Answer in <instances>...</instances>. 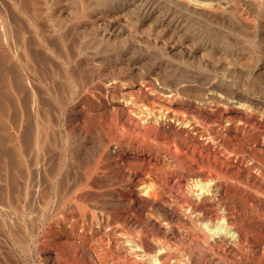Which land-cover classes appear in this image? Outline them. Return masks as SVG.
Instances as JSON below:
<instances>
[{
    "label": "rangeland",
    "instance_id": "rangeland-1",
    "mask_svg": "<svg viewBox=\"0 0 264 264\" xmlns=\"http://www.w3.org/2000/svg\"><path fill=\"white\" fill-rule=\"evenodd\" d=\"M60 1L0 0V264H47L44 248L59 264H264L257 27L210 26L208 57L170 51L172 36L134 20L93 15L96 0ZM133 40L144 50L120 48ZM229 46L239 64L226 65ZM218 222L235 238L201 225ZM125 236L142 253L121 248Z\"/></svg>",
    "mask_w": 264,
    "mask_h": 264
},
{
    "label": "bare ground",
    "instance_id": "bare-ground-1",
    "mask_svg": "<svg viewBox=\"0 0 264 264\" xmlns=\"http://www.w3.org/2000/svg\"><path fill=\"white\" fill-rule=\"evenodd\" d=\"M20 1V0H19ZM67 2V0H65ZM60 3H62L60 0H59ZM69 2V0H68ZM67 2V3H68ZM70 2L72 3V1L70 0ZM80 2V0H79ZM97 2V0L95 1ZM95 2H90L88 3L89 4V8L91 9V12H93V15L94 13L96 15H99L100 17H102L101 15H107V14H110L111 16H113L115 19H120V18H123V19H129L130 21L134 20L133 21V26H135V28L137 29V25H145L147 27V29L149 31H152L150 29H153V32L155 33H158L159 34H169L171 37V39H173L172 41L174 42H170L171 44L167 45L168 46V50L170 51H175V50H178V49H181L182 47L184 46H190L191 49H193V47H196L195 50H201L203 51L204 53H206V55L208 54L207 52H209V55L208 57H211L212 55L214 54H217L216 52H214V54H211L212 50L211 49H208V47H205L204 45L207 44V39H206V33L210 32L209 34H212V32L210 31V26H217L218 28H222V29H226V30H229L230 31H238V32H246L248 29H253L255 28V26L257 27V32L259 33V35H262L264 37V0H109L108 2H104L103 4L101 3H95ZM71 3H69V5H71ZM11 4V3H10ZM59 4V3H58ZM87 4V3H86ZM21 6H23L22 4H20ZM65 6H60L59 4V8L58 10L60 12L63 11H66L68 10V7L66 6L67 4H64ZM72 6V5H71ZM13 8V7H12ZM22 8V7H21ZM87 8V7H86ZM16 9V8H15ZM30 8H28V11H29ZM24 10V9H23ZM15 11V10H14ZM71 11V10H70ZM76 12V11H75ZM34 13V12H33ZM71 13V12H69ZM76 14V13H75ZM79 14V13H78ZM23 15V14H22ZM72 15V14H70ZM109 15V16H110ZM31 16V15H30ZM33 16V15H32ZM108 16V18H109ZM110 16V17H111ZM2 17V16H1ZM93 17H96V16H93ZM105 17V16H104ZM5 18V17H4ZM23 18V17H22ZM31 18V17H30ZM113 18V20H114ZM7 20V18H5ZM64 19V18H63ZM112 19V18H111ZM22 20V19H21ZM24 20V18H23ZM99 20V19H98ZM101 20V19H100ZM105 20V19H104ZM122 20V19H120ZM34 21V20H33ZM37 21V20H36ZM90 21V20H89ZM95 21V20H94ZM97 22V21H96ZM119 22V21H118ZM129 23V22H128ZM121 24V23H120ZM12 25V23H11ZM104 25V24H103ZM38 26V25H37ZM109 26V25H108ZM202 26V27H201ZM113 27V26H112ZM115 27V25H114ZM118 27V26H117ZM116 27V28H117ZM141 27V26H140ZM144 27V26H143ZM142 27V28H143ZM188 28V30L190 29L191 31L190 32H186L185 34L182 33L181 31H185L184 28ZM216 27V28H217ZM39 28V27H38ZM108 28V27H107ZM122 28V27H121ZM134 28V27H133ZM145 28V27H144ZM185 28V29H186ZM103 29V28H102ZM111 29V28H110ZM24 30V28H23ZM119 32L121 30L117 29ZM130 30V29H129ZM187 30V31H188ZM215 30V28H214ZM255 30V29H254ZM14 31V30H13ZM25 31V30H24ZM113 31V30H112ZM118 31H116L117 33H119ZM216 31V30H215ZM256 31V30H255ZM115 32V33H116ZM13 33V32H12ZM21 33V32H20ZM27 33V32H25ZM39 33V32H38ZM43 33V32H42ZM142 33V32H141ZM239 33V34H240ZM24 33H22L21 35L24 37L23 35ZM34 34V33H33ZM107 34V33H106ZM128 34V33H127ZM256 34V33H255ZM254 34V35H255ZM31 35V33H30ZM119 35V34H118ZM134 35V34H133ZM169 35H167L169 37ZM224 35V34H223ZM258 35V36H259ZM15 36H17V34H15ZM21 36V37H22ZM111 36V35H110ZM114 36V34H113ZM121 36V35H120ZM127 36V35H126ZM160 36V35H159ZM165 36V35H164ZM226 36V35H225ZM256 36V35H255ZM11 37V36H10ZM18 37V36H17ZM16 37V38H17ZM47 37V36H46ZM45 37V38H46ZM131 37V36H130ZM135 37V36H134ZM175 37L177 38L176 40ZM262 37V38H263ZM15 38V37H14ZM44 38V39H45ZM117 38V35L116 37ZM119 38V37H118ZM170 38V37H169ZM214 37H212L213 39ZM256 38V37H255ZM260 38V37H259ZM258 38V39H259ZM9 39V38H8ZM24 39V38H23ZM35 39V38H34ZM112 39V37H111ZM142 39V38H141ZM170 39V40H171ZM206 39V40H205ZM11 40V39H10ZM25 40V39H24ZM106 40V39H105ZM140 40V39H139ZM168 40V39H167ZM215 40V39H214ZM222 40V39H221ZM224 40V39H223ZM261 40V38H260ZM46 41V40H45ZM136 40H133V41H129L125 46H121L120 45V48L122 49H128V50H134L135 48L136 49H140L141 48L144 50V47L143 46L144 44H139L135 42ZM155 41V40H154ZM158 41V40H157ZM156 41V42H157ZM263 41V40H262ZM34 42V41H33ZM121 42V41H120ZM159 42V41H158ZM164 42V41H163ZM184 42V43H183ZM216 42V41H214ZM218 42V41H217ZM259 42V41H257ZM17 43H21V40H19V42L17 41ZM24 43V42H23ZM26 43V42H25ZM114 43V42H113ZM118 43V42H117ZM167 43V42H166ZM210 43H213V41L211 40ZM223 43V42H222ZM253 43V42H252ZM255 41L253 43V45H255ZM262 44V43H259V45ZM21 45V44H20ZM164 45V44H162ZM209 45V44H208ZM13 46V45H12ZM15 46V45H14ZM27 46V45H24V47ZM211 46V45H210ZM262 46V45H261ZM22 47V46H21ZM117 47V45L115 46ZM166 47V46H165ZM189 47V48H190ZM17 48V47H16ZM37 48V47H36ZM167 48V47H166ZM230 46L227 47V50H229ZM232 48V47H231ZM146 49V48H145ZM213 49V48H212ZM26 51V49H24ZM127 50V51H128ZM199 50V51H200ZM215 50V48H214ZM213 50V51H214ZM226 50V49H225ZM226 50V52H227ZM21 51V50H20ZM189 51V50H188ZM198 51V52H199ZM217 51V50H216ZM224 51V50H223ZM231 53H233L231 55V53H228L230 54L231 57L227 58L226 59V65L230 64V63H235V64H239L240 63V56L239 54H235V50H229ZM233 51V52H232ZM191 52V51H189ZM27 53V52H26ZM27 54H30V53H27ZM201 54V53H200ZM188 55V54H187ZM205 55V56H206ZM227 55V54H226ZM244 55V54H243ZM189 56V55H188ZM215 56V55H214ZM13 57V56H12ZM30 57V56H28ZM143 57H145L144 55L140 57V59H142ZM194 57V56H193ZM199 57V56H198ZM21 58V57H20ZM190 59V56L188 57ZM192 58V57H191ZM205 58V57H204ZM243 58V57H242ZM189 59H181L180 61H176L177 64H187V65H192L196 62L189 60ZM159 60V58H158ZM194 60V58H193ZM198 60V59H197ZM163 61V60H162ZM208 61L212 62V63H215V62H218V60L215 58V57H212L210 59H203L201 57V59L199 58V61H197V63H203V64H206L208 63ZM225 61V60H224ZM247 61L248 62H253L251 56H248L247 57ZM244 62V61H243ZM247 62V63H248ZM256 64H259L261 62V60H256L255 61ZM167 67L168 66H172L173 65V62L171 60H164L163 62ZM264 63V61H262V64ZM195 66V64L193 65ZM198 66V64H197ZM202 66V65H201ZM187 70V69H186ZM185 71V70H184ZM188 71V70H187ZM233 72H236V71H233ZM187 73V77H195L196 73L195 72H186ZM184 74V73H183ZM241 74V72H240ZM194 75V76H193ZM198 75V74H197ZM257 77H259V79L261 78L262 82L264 81V65L261 66V68L258 70L257 72ZM181 77V76H180ZM200 77V76H199ZM186 78V77H184ZM225 80V79H224ZM220 87L221 88H224L223 90L226 91V93H230L232 94V92H234L233 90V86L230 85L229 83H226L222 80H220ZM226 81V80H225ZM232 84V83H231ZM163 91V90H162ZM236 91V90H235ZM224 93V92H223ZM236 93V92H235ZM234 93V95H235ZM239 93V92H238ZM226 95V94H225ZM233 95V96H234ZM243 95V94H242ZM236 96V95H235ZM244 96V95H243ZM245 96L247 97V95L245 94ZM239 97V96H238ZM235 103H239L240 104V99L238 100H234ZM233 101V102H234ZM243 104V103H242ZM263 110V109H262ZM264 111V110H263ZM161 119V118H160ZM22 162V161H21ZM16 165V164H15ZM39 167V166H38ZM263 168V167H262ZM261 169V168H260ZM264 171V170H263ZM202 182V181H201ZM127 183V182H126ZM196 183V182H195ZM208 182H203V184H201L204 188H207V185ZM194 185V184H193ZM192 185V186H193ZM191 186V185H190ZM201 186V187H202ZM196 187V186H194ZM200 187V189H201ZM202 187V188H203ZM192 188V187H191ZM203 188V189H204ZM199 189V190H200ZM205 190V189H204ZM57 191V190H56ZM55 191V192H56ZM193 192V191H192ZM204 192V191H203ZM61 193V192H60ZM259 193V192H258ZM262 194V193H261ZM60 195V194H58ZM96 199V202H97V199L98 198H95ZM116 199V198H115ZM118 199V198H117ZM94 200V199H93ZM95 201V200H94ZM101 201V200H100ZM95 202V203H96ZM104 202V201H103ZM53 203V202H52ZM59 203V202H58ZM94 203V202H93ZM99 203V202H98ZM12 204V203H11ZM89 204V203H88ZM45 207V205H44ZM100 207V206H99ZM98 207V208H99ZM79 208H82V207H79ZM101 208V207H100ZM43 209V208H42ZM78 210V209H77ZM84 210V208H83ZM86 210V209H85ZM84 210V211H85ZM46 211V210H45ZM79 212H82L81 210ZM99 213V212H98ZM81 214V213H80ZM101 214V213H100ZM92 215V214H91ZM90 215V216H91ZM134 215V213H133ZM82 216V215H80ZM102 216V215H101ZM100 216V217H101ZM92 217V216H91ZM99 217V218H100ZM83 218V217H82ZM86 218V217H85ZM130 218V217H129ZM71 219V218H70ZM87 220V219H85ZM95 220H96V217H95ZM83 221V220H82ZM90 221V220H89ZM88 221V223H90ZM134 221V220H133ZM151 221V220H150ZM152 222V221H151ZM86 223V222H85ZM108 223V222H106ZM197 223V222H196ZM90 224H94V223H90ZM130 224V223H129ZM76 225V221L74 223L73 226ZM78 225V223H77ZM202 225V228L205 229V231L207 230L209 233L207 234H210V233H215L214 235L218 234V235H223V237H229V238H235V231H233L229 226L225 225L223 222H218L216 224H213V225H209L208 223H203L201 224ZM113 227V226H112ZM116 228V227H115ZM88 229V228H87ZM90 229V228H89ZM98 229V228H97ZM81 230V229H79ZM84 232V230H82ZM93 231V230H92ZM117 231V230H116ZM10 232H13V231H10ZM77 232V231H76ZM82 232V233H83ZM14 233V232H13ZM73 233V232H71ZM71 233H68V234H71ZM81 233V232H80ZM91 233V232H90ZM113 233V232H112ZM212 233V234H213ZM88 234V232H87ZM104 234V233H103ZM106 234V233H105ZM109 234V233H108ZM115 234V233H114ZM85 235V233H84ZM90 235V234H89ZM95 235V234H94ZM118 236V234H116ZM127 235V234H126ZM14 236V235H13ZM16 236V235H15ZM109 236V235H108ZM75 237V235H74ZM78 237V236H77ZM76 237V238H77ZM87 236L84 237V239L86 238ZM89 237V236H88ZM122 238V235L120 236ZM127 237V238H126ZM213 237V236H212ZM222 237V238H223ZM226 237V238H227ZM98 238V237H97ZM113 238V237H111ZM211 238V237H210ZM221 238V236H220ZM92 239V237H91ZM95 239V237H94ZM106 239V238H105ZM108 239H110L108 237ZM134 239V238H133ZM133 239H130V237L128 236H125V238L121 239V248H123L124 250H129L131 251L132 253H136V254H139V253H142V249L139 247V245L133 240ZM90 240V238L88 239ZM97 240V239H95ZM102 240V239H101ZM119 240V239H118ZM213 240V239H212ZM218 240V239H217ZM224 240V239H223ZM232 240V239H231ZM114 241V240H113ZM214 241V240H213ZM221 241V240H220ZM90 243V242H89ZM92 243V242H91ZM106 243V242H105ZM104 243V244H105ZM110 243V242H109ZM119 244V242H117ZM116 243V244H117ZM99 244V243H98ZM101 244V243H100ZM107 244V243H106ZM105 244V245H106ZM221 244V243H220ZM89 245V244H88ZM105 245H102V246H105ZM49 246V245H48ZM93 246V245H92ZM99 246V245H98ZM112 246V245H110ZM117 246V245H116ZM120 246V245H119ZM118 246V247H119ZM117 247V249H118ZM95 248V246H94ZM93 248V249H94ZM102 248V247H101ZM113 247H111L110 249L112 250ZM96 249H98L96 247ZM99 250V249H98ZM114 250V248H113ZM116 250V249H115ZM44 254L47 259L45 260L46 263H51V264H59L58 261L53 258V259H50L51 256H52V250L51 248H44ZM97 251H95L96 253ZM100 252V251H99ZM107 252H108V249H107ZM111 252V251H110ZM116 252V251H115ZM121 252V251H119ZM123 252V251H122ZM121 252V253H122ZM125 252V251H124ZM158 250H157V253L158 254ZM127 253V252H126ZM162 253V252H161ZM103 254V253H102ZM112 254V253H111ZM124 253H122L123 255ZM153 254V252H152ZM155 254V255H156ZM97 255V254H96ZM95 255V256H96ZM108 255V254H107ZM106 255V257H107ZM116 255V254H115ZM128 255V254H127ZM141 255V254H140ZM139 255V256H140ZM164 255H165V252H164ZM99 256H100V253H99ZM121 256V254H120ZM130 255H128L127 257H129ZM168 256V255H167ZM103 257V256H102ZM111 257H113V255H111ZM122 257V256H121ZM125 257V259L127 258ZM138 257V256H136ZM153 257V256H151ZM151 257H148L149 260ZM159 257V255H158ZM162 257H164L162 255ZM104 258V257H103ZM114 258V257H113ZM115 258L118 260L117 256H115ZM123 258V257H122ZM121 258V259H122ZM154 258V257H153ZM156 258V257H155ZM100 259H101V256H100ZM100 259L99 262H100ZM111 259V258H110ZM109 259V260H110ZM115 259V260H116ZM131 259V258H129ZM141 259V258H140ZM140 259H137V260H140ZM152 259V258H151ZM47 260H49V262H47ZM103 260V259H102ZM106 260V259H105ZM127 260V259H126ZM125 260V261H126ZM148 260V261H149ZM167 260H168V257H167ZM123 261V260H122ZM129 261V260H128ZM134 260H132L133 262ZM141 261V260H140ZM139 261V262H140ZM154 261L156 260H153V264H154ZM162 261V260H161ZM163 261H164V258H163ZM166 261V259H165ZM169 261V260H168ZM102 262V261H101ZM105 262V261H104ZM103 262V263H104ZM137 262V261H136ZM144 262V261H143ZM151 260L149 261V264H150ZM157 262V261H156ZM116 263V262H115ZM120 263V262H119ZM117 263V264H119ZM122 263V262H121ZM135 263V261H134ZM138 263V262H137ZM142 263V262H140ZM139 263V264H140ZM145 263V262H144ZM163 263V262H162ZM161 263V264H162ZM175 263V262H174ZM178 263V262H177ZM181 263V262H180ZM179 263V264H180ZM62 264V263H61ZM112 264V263H111ZM124 264V263H123ZM127 264V262H126ZM152 264V263H151ZM183 264V263H182Z\"/></svg>",
    "mask_w": 264,
    "mask_h": 264
},
{
    "label": "built area",
    "instance_id": "built-area-1",
    "mask_svg": "<svg viewBox=\"0 0 264 264\" xmlns=\"http://www.w3.org/2000/svg\"><path fill=\"white\" fill-rule=\"evenodd\" d=\"M203 182H199V186L201 187V184H202ZM201 189H203V188H201Z\"/></svg>",
    "mask_w": 264,
    "mask_h": 264
}]
</instances>
